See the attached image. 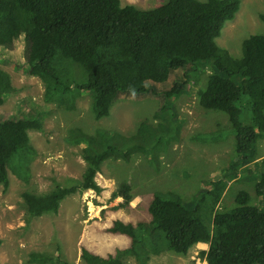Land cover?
Returning <instances> with one entry per match:
<instances>
[{"label": "trees", "instance_id": "trees-1", "mask_svg": "<svg viewBox=\"0 0 264 264\" xmlns=\"http://www.w3.org/2000/svg\"><path fill=\"white\" fill-rule=\"evenodd\" d=\"M239 5L238 0H169L153 10L140 11L130 5L122 7L120 0H0V48L25 34L29 42L27 72L43 82L45 103L73 111L80 96L91 93L92 112L100 120L110 115L123 93L155 96L158 91L152 87L168 81L172 71L209 62L213 71L205 89L199 91V104L229 117L235 159L202 182V191L191 204L172 192H157L149 205V223L113 221L106 231L128 237L130 245L107 257L82 248L86 264H126V257L148 264L150 255L165 250L186 255L200 243L208 245L199 256L207 264H264V173L255 187L257 206L250 205L248 194L242 192L237 207L217 210L228 184L250 163L256 142L264 135V35L246 39L240 59H233L215 43ZM260 19L264 22V15ZM57 58L82 67L85 78L59 71ZM187 82L184 74L180 85L159 93L166 99L178 95ZM13 92L9 76L0 69V105ZM242 96L250 99L254 127L240 121ZM167 108L164 102L157 113ZM29 129L43 130V125L30 118L0 119V184L4 192L9 187V168L24 182L30 181L29 165L36 150ZM104 137L98 131L96 137L83 135L79 141L92 146L95 139ZM192 139L206 142L219 137L210 132ZM109 158L128 161L130 154L111 145L96 155L86 154L88 168L81 184L57 187L43 196L24 193L28 213L34 217L57 213L67 196L87 190L99 193L95 179ZM112 197L122 198L121 208L129 206L130 185L119 183ZM205 208L213 213L212 227L203 220ZM29 261L67 264L60 255L53 258L41 253H31Z\"/></svg>", "mask_w": 264, "mask_h": 264}, {"label": "rangeland", "instance_id": "rangeland-1", "mask_svg": "<svg viewBox=\"0 0 264 264\" xmlns=\"http://www.w3.org/2000/svg\"><path fill=\"white\" fill-rule=\"evenodd\" d=\"M169 0H120L121 6L149 11ZM205 2L206 0H198ZM239 10L227 21L215 40L216 45L233 59L242 57V44L251 36L264 35V0H238ZM29 42L21 33L12 44L0 48V69L9 76L14 92L0 105V119L39 121L43 130L29 129L36 156L31 161L28 183L8 169L9 187L0 184V264H37L29 261L31 253H41L67 264H86L81 249L107 257L126 249L131 240L106 231L115 220L136 224L149 223V205L154 193L172 192L184 203L191 204L202 191V182L214 177L236 157V141L229 117L220 111L206 110L199 104V91L205 89L212 73L209 62H197L185 71H172L168 81L152 87L158 93H123L112 105L110 115L97 120L92 112V94L83 93L77 108L67 111L57 104L44 102V84L27 72ZM57 69L83 80L82 67L57 58ZM184 74L188 82L182 93L167 98L162 91L180 85ZM161 94V95H160ZM168 108L159 112L160 106ZM240 121L253 126L251 102L242 96ZM143 126V127H142ZM104 138L92 146L80 142L83 135ZM216 132L219 139L202 142L195 135ZM108 145L130 154V159L109 158L103 161L96 176L101 191L87 190L67 196L57 213L31 216L23 199L24 193L43 196L57 187L78 186L88 168L85 155H96ZM142 147L144 150H138ZM250 163L228 184L217 210L229 211L238 206L237 197L247 193L249 204L258 205L255 187L264 173V135L255 145ZM130 185L132 200L120 207L122 198L112 195L119 183ZM203 220L212 227L213 213L203 210ZM207 244H198L188 254L165 250L150 255L148 264H207L200 252ZM126 264H137L133 257ZM47 264H58L49 261Z\"/></svg>", "mask_w": 264, "mask_h": 264}, {"label": "crops", "instance_id": "crops-1", "mask_svg": "<svg viewBox=\"0 0 264 264\" xmlns=\"http://www.w3.org/2000/svg\"><path fill=\"white\" fill-rule=\"evenodd\" d=\"M81 97V96H80ZM79 100V99H78ZM78 100H77V102H78ZM200 244H202V243H200ZM202 245H204V244H202Z\"/></svg>", "mask_w": 264, "mask_h": 264}]
</instances>
